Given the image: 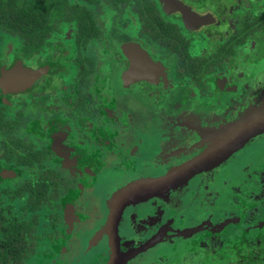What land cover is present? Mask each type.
I'll return each mask as SVG.
<instances>
[{
	"label": "flooded vegetation",
	"instance_id": "1",
	"mask_svg": "<svg viewBox=\"0 0 264 264\" xmlns=\"http://www.w3.org/2000/svg\"><path fill=\"white\" fill-rule=\"evenodd\" d=\"M154 1V14L98 1L93 26L66 19L41 49L4 45L0 72L47 69L24 90L0 87V237L13 219L29 224L27 243L13 244L25 253L9 264H82L94 253L107 263L111 235L93 251L87 242L113 209L125 264L149 263L157 245L160 264H264V135L189 181L164 182L194 174L181 167L204 150L201 130L264 96V0H180L189 25ZM105 64L115 81L106 91Z\"/></svg>",
	"mask_w": 264,
	"mask_h": 264
},
{
	"label": "water",
	"instance_id": "2",
	"mask_svg": "<svg viewBox=\"0 0 264 264\" xmlns=\"http://www.w3.org/2000/svg\"><path fill=\"white\" fill-rule=\"evenodd\" d=\"M165 11L169 10H178L183 14L185 19V23L189 25L190 18L194 15L189 6L185 5L180 0H163ZM144 56V55H143ZM148 65L150 67L156 66L151 57H147ZM146 58H142V62L145 63ZM136 65L138 66V58L135 59ZM21 63L13 66L10 69L3 67L1 69L0 76V87L3 88L4 93L7 90L11 89L12 91H17L18 89L24 90L29 87V80H36L38 77L42 76L43 73L46 72L47 69H40L37 71H32L30 69L25 68ZM19 74H21V78H19ZM149 74V73H147ZM146 74V75H147ZM150 76V74H149ZM200 132L204 133L202 135L204 138L202 140H198L197 144L202 147L204 150L198 154L196 157L191 159L187 164L181 167L182 171L191 172L189 174L194 173L193 175H185L181 174L178 176L173 175L171 173H167L164 176V182L166 186H169L175 179L189 181L196 175L200 174L203 169L201 167L208 165L210 162L215 164L216 162L219 164L225 160H227L232 154L238 151L242 144L252 142L256 140L258 137L264 135V96L261 98L258 104L254 102L246 107V109L235 118H230L225 121V123L220 124L217 127L212 129L204 128ZM191 158V157H190ZM216 163V164H217ZM200 168V169H199ZM202 170V171H200ZM200 171V172H199ZM196 172V173H195ZM118 211H114L111 213L107 223L99 229L94 235H90L88 238V250H93L99 244H101V237L108 233L111 235V251L112 256L111 259H108L106 264H125L126 261L124 259L119 258L116 252L117 245L115 246V242H119V235H114L118 231ZM186 227L182 229V233H185ZM199 231L198 227L193 229L191 232ZM156 245L153 242L150 246ZM149 246V247H150ZM148 247V248H149ZM153 247V246H152ZM142 250L147 249L141 248Z\"/></svg>",
	"mask_w": 264,
	"mask_h": 264
},
{
	"label": "trees",
	"instance_id": "3",
	"mask_svg": "<svg viewBox=\"0 0 264 264\" xmlns=\"http://www.w3.org/2000/svg\"><path fill=\"white\" fill-rule=\"evenodd\" d=\"M107 4L111 7L117 6L119 0H0V55L4 51V45L13 42V38L20 39L26 49L35 46L41 49L48 40L47 34L56 24H62L66 19H79L82 16L84 24H95L92 17L93 4L96 2ZM139 8H148L150 14L158 11V4L153 0H132ZM81 23V20L79 21ZM96 27V25L94 26ZM3 48V50H2ZM8 221L1 219L0 221ZM9 222L4 235L0 237V243L6 245V252L0 257V264L11 263L15 255L13 251L14 240L22 242L28 234V225L15 219ZM20 240V241H19ZM27 240V239H26ZM25 242L27 243V241ZM16 242V246H17Z\"/></svg>",
	"mask_w": 264,
	"mask_h": 264
},
{
	"label": "rangeland",
	"instance_id": "4",
	"mask_svg": "<svg viewBox=\"0 0 264 264\" xmlns=\"http://www.w3.org/2000/svg\"><path fill=\"white\" fill-rule=\"evenodd\" d=\"M12 46V45H11ZM2 50H3V48H2ZM108 64H105V65H102V66H100V68H99V70H98V73H99V78H100V81H99V83H98V86L99 85H101L102 86V90H105L106 91V88L105 87H110V88H112V86H115V81H112V76L109 74V69H108ZM103 101L105 102V103H111V102H109L110 101V97L106 94V96L104 97V99H103ZM154 106V105H153ZM149 111V110H148ZM146 113V112H145ZM150 113V112H149ZM151 121H149L148 123H146V127L150 130V127H151ZM152 128V127H151ZM243 174H246V171L243 173ZM241 178V177H240ZM252 181H254L253 179H252ZM226 208H228L230 205L228 204V203H226V205H224ZM154 225H155V222H154ZM156 226H154V228H155ZM40 228H43V226L42 227H40ZM151 228V227H150ZM72 231V230H71ZM42 236V235H41ZM212 237H213V239H214V235H211ZM139 241H137L136 243H131L130 245H135V244H137ZM145 242V241H144ZM147 243H149V242H146V244ZM221 243H222V241H216L215 243H214V241H212L211 242V246H215V244H219V245H221ZM41 246H43V245H41ZM128 246V245H127ZM95 249V248H94ZM93 249V250H94ZM161 249V247H159L158 248V245L155 247V248H152V249H150L149 250V252H148V256H151V258H153V260L151 261V260H149V263H146V264H160V262L162 261L161 259H160V254H158V251ZM92 250V251H93ZM167 256H168V254H169V252L168 251H166V253H165ZM42 254H40L39 255V258H40V256H41ZM170 256V255H169ZM168 259V258H167ZM42 260V257L40 258V261ZM161 260V261H160ZM96 261H97V257H96V254L94 253L91 257H87V258H85L84 260H83V262H82V264H96ZM35 263V261L34 260H32V261H30L28 264H34ZM135 263H137V262H135ZM102 264H104V262H102ZM106 264V263H105Z\"/></svg>",
	"mask_w": 264,
	"mask_h": 264
}]
</instances>
